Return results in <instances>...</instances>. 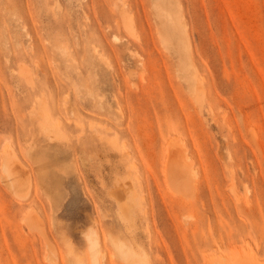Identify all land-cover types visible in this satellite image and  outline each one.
Returning <instances> with one entry per match:
<instances>
[{
  "label": "rangeland",
  "instance_id": "1",
  "mask_svg": "<svg viewBox=\"0 0 264 264\" xmlns=\"http://www.w3.org/2000/svg\"><path fill=\"white\" fill-rule=\"evenodd\" d=\"M93 259L264 264V0H0V264Z\"/></svg>",
  "mask_w": 264,
  "mask_h": 264
},
{
  "label": "bare ground",
  "instance_id": "2",
  "mask_svg": "<svg viewBox=\"0 0 264 264\" xmlns=\"http://www.w3.org/2000/svg\"><path fill=\"white\" fill-rule=\"evenodd\" d=\"M126 19H127V17H125ZM129 19V18H128ZM127 19V25L126 26H128L129 24H128V22H129V20ZM131 25V24H130ZM129 25V26H130ZM171 150V146L170 145H167V151H168V153L167 154H169V151ZM8 159H14V156L11 154V153H7V155H4V157H3V160H2V163H4L5 164V162H6V160H8ZM174 159V158H173ZM24 170V169H23ZM20 171H22L21 169L17 172L16 171V169H11V170H9V172H8V174H7V176H6V178H7V182L11 185V181L13 182V184L15 183V184H17L16 186H18V185H22L24 182H25V178H24V180H23V178L22 177H24V176H20L19 174H20ZM23 172V171H22ZM164 173L171 179V178H173V179H175V178H177L178 177V180H179V184L181 185V186H186L185 188L187 189V186H189V185H191V181L187 178V169L185 168V165L184 164H182L180 161H178V160H176V159H174V160H172V158H170V159H168L165 163H164ZM24 175V174H23ZM188 177H189V175H188ZM167 178V177H166ZM9 180H10V182H9ZM189 180V181H188ZM189 182V183H188ZM189 184V185H188ZM13 187H15L14 185H12ZM19 187V186H18ZM190 187V186H189ZM185 190V189H184ZM188 190V189H187ZM185 193V192H184ZM183 193V194H184ZM114 196V195H113ZM125 196V195H124ZM127 196H130V197H133L132 195H127ZM126 197V196H125ZM130 197H128L129 199H131ZM115 200V199H114ZM126 200H127V197H126ZM116 201V200H115ZM130 202H131V200H130ZM126 203H127V201H126ZM128 209V208H127ZM129 209H130V207H129ZM126 210V209H125ZM125 212L126 211H124V213H122V215L123 216H125L126 214H125ZM130 212V211H129ZM121 213H120V215H121ZM120 215H118L119 216V219H120ZM122 216V217H123ZM121 217V218H122ZM123 220H125V218H122ZM123 220H121V221H123ZM132 220H133V218H132ZM129 221L130 222H132L131 221V219H129ZM127 223H129V222H125V224H127ZM133 223V222H132ZM129 224H131V223H129ZM128 226V225H127ZM134 227V223H133V225H129L128 226V228L129 227ZM129 229H132V228H129ZM94 246L93 247H95V243L93 244ZM92 247V248H93ZM92 256V255H91ZM94 257V256H93ZM92 261V260H91ZM93 263L95 264V260L93 259ZM234 264H244L243 262H239V263H234Z\"/></svg>",
  "mask_w": 264,
  "mask_h": 264
}]
</instances>
